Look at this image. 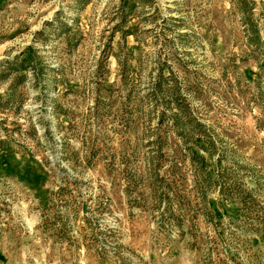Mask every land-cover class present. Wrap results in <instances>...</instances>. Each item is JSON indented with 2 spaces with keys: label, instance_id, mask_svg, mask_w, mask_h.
Wrapping results in <instances>:
<instances>
[{
  "label": "rangeland",
  "instance_id": "obj_1",
  "mask_svg": "<svg viewBox=\"0 0 264 264\" xmlns=\"http://www.w3.org/2000/svg\"><path fill=\"white\" fill-rule=\"evenodd\" d=\"M0 264H264V0H0Z\"/></svg>",
  "mask_w": 264,
  "mask_h": 264
},
{
  "label": "trees",
  "instance_id": "obj_2",
  "mask_svg": "<svg viewBox=\"0 0 264 264\" xmlns=\"http://www.w3.org/2000/svg\"><path fill=\"white\" fill-rule=\"evenodd\" d=\"M20 78H22V77H20ZM194 157H196V156H194ZM201 162H204V160H202Z\"/></svg>",
  "mask_w": 264,
  "mask_h": 264
}]
</instances>
